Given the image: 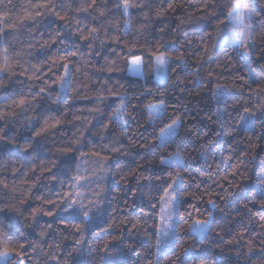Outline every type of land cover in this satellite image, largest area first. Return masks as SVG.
Listing matches in <instances>:
<instances>
[{
  "label": "trees",
  "instance_id": "obj_1",
  "mask_svg": "<svg viewBox=\"0 0 264 264\" xmlns=\"http://www.w3.org/2000/svg\"><path fill=\"white\" fill-rule=\"evenodd\" d=\"M41 2L46 0H11L10 4L0 0V12H7L0 19V29L4 30L0 45L9 48L13 65L3 74L7 87H0V96L20 89L25 94L38 92L40 87L46 90L23 114L12 100L0 101V112H17L15 118L0 119V181L4 182L0 183V207L5 208L0 212V223L10 227L13 235L23 233L39 243L35 251L31 244L26 245L24 264H57L53 256L60 264H201V260L206 264H264V208L259 203V190L264 188L260 183L264 178V123L259 107L264 102V63H252L259 89L255 83L249 88L245 81L250 71L241 57L243 49L235 26L226 20L228 0H214L213 14L203 9L205 0H134L137 6L130 8L129 17L123 15L122 5L115 7L119 0H97V7L105 12L103 16L95 8L89 13L76 11L83 0H52L61 15L67 13V30L61 27L65 21L56 19L48 9L34 7ZM37 11L43 15L35 16ZM27 12L34 19L21 23L19 18ZM93 15L96 20H92ZM84 17L88 28L100 29L99 39L92 42L91 48L89 41L71 35L83 26L75 19ZM262 18L257 8V56H264V26L259 23ZM220 20L225 23L220 24ZM57 31L80 45L75 56H67L71 85L65 95L56 76L52 72L45 75L53 60L62 65L60 57L75 50L60 43L64 37L57 36ZM134 45L137 50H155L162 45L160 51L167 50L173 56L183 53L187 64L177 67L178 60L169 61L168 77L159 82L154 65L146 57L143 77L130 75L122 57ZM109 67L113 70L108 71ZM13 70L24 74L11 75ZM34 73L41 78L36 79ZM218 86L227 90L219 105L213 98ZM121 97L123 125L117 118ZM162 99L167 105L164 119L152 124L149 106ZM244 106L256 112L254 132L245 131L239 120ZM25 116L34 117L30 126ZM176 117L183 121L177 136L167 147L158 149L156 136L160 128ZM45 120L47 131L35 136L36 131L46 127ZM217 131L223 134L216 136ZM29 143L32 147L25 152ZM69 146L71 152L60 150ZM174 153L182 156L184 165L179 171L185 192L180 197V210L207 218V201L214 199L218 207L211 229L204 236L191 239L187 224H182L174 241L175 255L169 252L156 260L160 200L178 171L160 161ZM229 154L232 159L227 158ZM205 162L209 167L201 168ZM218 163L221 167L217 172ZM233 168L234 175L230 174ZM229 180L233 181L231 185ZM225 189L233 195L227 196ZM77 191L82 197L75 195ZM69 193L77 200L75 208L81 202L86 206L75 218L81 232L66 228L63 222L71 213L63 211L61 200ZM48 200L54 203H46ZM90 200L96 203L90 204ZM190 203L196 204L200 212L188 207ZM140 206L145 207L147 215L140 212ZM33 209H40L34 220ZM88 209L90 219L85 221L82 213ZM46 211L53 214L45 215ZM81 234L83 242L76 245ZM105 245L110 252L104 250ZM189 245H195V261L183 255Z\"/></svg>",
  "mask_w": 264,
  "mask_h": 264
},
{
  "label": "snow or ice",
  "instance_id": "obj_2",
  "mask_svg": "<svg viewBox=\"0 0 264 264\" xmlns=\"http://www.w3.org/2000/svg\"><path fill=\"white\" fill-rule=\"evenodd\" d=\"M8 3H11V0H8ZM212 6L209 7V0H205L204 5L202 6L203 9H207L208 14H213L215 10V3L214 0H211ZM51 4V7L49 8V5ZM122 5V13L124 16L129 17L130 16V8L137 6L134 3V0H119V2L115 3V7L120 8ZM7 7V6H5ZM36 8H43L48 9V12L53 15L56 19L65 21V23L61 26L64 30L68 29V16L67 13L64 15H61L60 11L57 10V5L55 3H52V0H46V2H41L39 4L34 5ZM173 11L175 10L173 8L172 4H169L168 6ZM227 7V13H226V20L228 23H231L235 26L236 34H237V41L239 43V46L243 49L241 53L242 59L245 60L247 63V66L249 69L252 68L253 62H259L264 63V56H257L256 54V48H255V38H256V31L254 28L255 23V13L256 9H261V14L264 16V0H228L226 3ZM96 11L100 12V15L103 16L105 14L104 10L97 7V0H83V2L80 4V6L76 9V11H83L86 13H89L90 10L94 9ZM160 12H157V15H160ZM43 15L42 12L37 11L35 12V16H41ZM7 16V12H0V19H3ZM145 18H147V13H144ZM21 23H23L24 20H32L34 19L33 14L31 12H27L23 17L19 18ZM75 19V18H74ZM96 16H92V20H96ZM87 21V17L75 19L76 24H82L83 26L76 29L71 35H77L79 39L84 41H89L88 47H92V42L99 39V36L97 35L100 31L98 27H91L88 28V23H85ZM220 24H224L225 20H220ZM259 23L264 26V18H262ZM219 26V25H218ZM85 28H88V31L85 32ZM4 30L0 29V36H3ZM127 34V30H126ZM57 36H63L64 38L60 40L61 44L67 43L70 48L74 47L75 50L71 52H66L64 56L60 57V60L64 61L62 65H57V61H52V66L48 67L47 71L45 72V75H47V72H52L54 76L59 80L61 84L62 90H66V86L70 87L71 85V68L69 67V62L67 60L68 55L75 56L77 54V51L79 50L80 45L76 43V41L69 38L68 35H65L63 31H57ZM105 35L107 33L105 32ZM53 43H56V40L53 39ZM103 44L104 41H101ZM43 47V45H42ZM162 45H158L155 50L152 48H147L144 50H137L135 45L128 48L127 53L122 57L123 60L126 61V71L130 75H140L142 74L143 68L146 66V57L150 58V63L154 65L153 71L156 74L157 79L159 80H165L168 77L169 73V61L175 59L179 61V64L177 67L181 65H186L187 61L184 58V54L181 53L179 56H173L171 53H169L167 50L160 51V48ZM115 51V49H113ZM264 52V49L261 50ZM18 55V53H17ZM0 57H2V63H0V87H7V84L4 81V73L9 72L10 69L13 68V65L11 64V55L9 52V48L7 46L0 45ZM253 57H255V61L253 60ZM33 67H37L36 65H33ZM55 68V70H54ZM63 71V75H60V71ZM108 71H112V68H108ZM27 69H25V72ZM37 71L39 72V68L37 67ZM199 71V69H197ZM254 70L250 71L248 79L245 81L246 84H248V87L251 88L252 85L255 83L257 84V88L259 89L258 77H256L254 74ZM24 73H17L14 70L11 71V75H23ZM36 79H40L41 77L38 75L33 74ZM31 78V77H29ZM45 84L48 83L47 80L44 81ZM264 91V89H261ZM45 88L40 87L38 92L35 93H28L25 94L23 89L20 90H13L6 96H0V101L7 102L9 100H12V102L15 104V108L19 109L20 114L27 113L29 108L31 107V101L35 100L36 97L40 96L41 93H45ZM226 89L221 87H218L215 92L213 93V98L216 100L217 104L222 103V98L225 96ZM151 94V93H149ZM29 96L31 99H29ZM57 100L60 98L57 97ZM56 102L55 100L53 101ZM121 107L117 109L118 114V122H120L122 125L124 124L123 121V112L122 109L124 108L123 105V97H121ZM261 108V122L264 123V102H262L261 105H259ZM167 108V105L165 101L162 99L159 101V103L156 106H149V120L152 124L159 123L162 119H164L165 116V110ZM222 111L221 108H217V113H220ZM243 113L239 116V120L241 121L242 125L244 126L245 131L254 132L256 129V120L254 119L256 117V112L251 111L247 106L243 107ZM247 114V115H245ZM17 116V112L15 109L12 110H4L3 112H0V119H4V117H10L15 118ZM24 119L28 122L29 126L31 125V121L34 119V117L25 116ZM56 123H59L57 121ZM47 124L48 121L45 120L46 127L41 128L39 131L35 132V136L39 137L41 136L45 131H47ZM183 121L180 119V117H176V119L172 120L171 123H168L160 128L159 133L156 136V141L158 142L156 144V147L163 148L167 147V145L174 140V138L177 136V133L179 129L182 127ZM52 127H55V124L52 125ZM239 128L240 125H237ZM220 128H224V124L220 123ZM122 130L126 133L127 128L123 127ZM206 134V133H205ZM223 133L221 131H217L215 133L216 136H221ZM0 139H3V137H0ZM10 143H13L14 141L10 140ZM32 147V144L29 143L24 147V151L27 152L28 148ZM217 147L219 148V143L217 144ZM62 152L68 153L72 151L71 146L67 148L60 149ZM94 155H98L95 154ZM228 159H232V155L229 154ZM104 159H108L105 157ZM161 165H167L169 169L176 168L177 176L175 179L171 180V183L167 184L163 193V196L160 200V224L161 227L156 228V243L154 247L157 249L158 255H168L169 252L171 254L175 255L174 251V241L178 238L179 229L182 224H187V230L188 235L191 239L197 240V238L204 236L206 232H208L211 229V225L213 222V213L217 209L218 205L214 199H209L207 201L208 205L210 206V210L207 212V218H201L199 215L194 216L192 212H182L180 210L181 203H180V197L185 195L184 192V180L179 175V171L183 170V163H182V157L179 153H175L172 156H170L167 160L161 159L160 161ZM53 166H55V161H53ZM23 167V165H21ZM209 165H207V162L205 164L201 165V168H207ZM220 164H216V170L217 172L220 170ZM35 171V168L33 169ZM47 171L51 172L52 169L48 168ZM209 176H212V172L206 173ZM232 175L235 174V168H233V172L230 173ZM169 175L171 173L169 172ZM55 178V177H54ZM227 179V176L224 177ZM74 180H78V177H73ZM157 179H161L160 176H157ZM0 183H4L3 181H0ZM229 185L233 183V181H228ZM260 183L264 184V178L260 179ZM4 187H7V184H4ZM196 187H199V185H196ZM219 187L223 188L224 185L220 184ZM227 196L231 197L233 194L231 192H227L225 189ZM135 194V193H133ZM189 195H193L194 199H200L199 196H196L194 193H188ZM260 194V200L259 203L262 208H264V188H261L259 190ZM75 195L79 198L82 197V192L77 191ZM255 195V194H254ZM72 193H69L66 197L62 198L61 203L64 204L63 211L64 212H70V217L65 219L63 222L65 224V227L71 226L75 229L76 232H81L80 225L75 222V218L78 217L81 212L80 209H84L86 206L81 202L79 204V208H75L74 206L77 205L76 199H71ZM46 203H54L52 200L46 201ZM90 204L96 203L95 201L90 200ZM151 207H156L155 204H151ZM188 207L195 210L196 213L200 212V209L197 207L196 204H189ZM245 208H247V204L244 205ZM91 209H88L87 211H83L82 215L84 217V220L87 221L90 219L88 215V211ZM5 208L0 207V212H4ZM40 209H33L32 211V218L34 220L37 212H39ZM140 212L147 215V211L145 207L140 206ZM45 215H52L53 213L51 211H46L44 213ZM264 219V217H262ZM127 223V221H125ZM49 227H51V224H49ZM135 227V225H133ZM261 227H264V225H261ZM43 235V233H41ZM241 238L242 234H241ZM83 235L81 234L80 238L75 241L76 245H79L83 242ZM27 244H31L32 250L35 251L37 247H39V243L30 241L26 236H24L23 233H20L19 235H13L10 227L4 226L2 223H0V264H24V255H25V248ZM57 249H59V245H57ZM78 250L74 247L73 249ZM106 252H110L107 245H105ZM195 251V245H189L188 247H185L183 250V255L186 258H189L193 261H195L197 258L194 256ZM251 246L249 247V252H251ZM69 256L72 255L71 252L68 253ZM19 258V259H17ZM53 259H57V264H60L57 257L53 256ZM67 264V262H65ZM201 264H206L205 261L201 260Z\"/></svg>",
  "mask_w": 264,
  "mask_h": 264
},
{
  "label": "rangeland",
  "instance_id": "obj_3",
  "mask_svg": "<svg viewBox=\"0 0 264 264\" xmlns=\"http://www.w3.org/2000/svg\"><path fill=\"white\" fill-rule=\"evenodd\" d=\"M249 71H251V69H249ZM143 75H144V71L142 70V74H140V75H133V76H136V77H143ZM155 79L157 80V81H159V82H164V81H166V79L165 80H159V79H157V77H156V74H155ZM218 87H221V86H218ZM217 87V88H218ZM223 88H225L224 86H222ZM216 88V89H217ZM67 90H68V87L66 86V90H62V88H61V91H62V94L63 95H65L66 93H67ZM158 104V103H157ZM157 104H155V105H151V106H156ZM175 154V153H174ZM181 156V155H180ZM182 157V156H181ZM169 157H167V158H164L165 160H167ZM182 163H183V158H182ZM159 221H160V217H159ZM162 225L160 224V226L159 227H161ZM160 256L161 255H158V254H156V260H159V258H160Z\"/></svg>",
  "mask_w": 264,
  "mask_h": 264
}]
</instances>
